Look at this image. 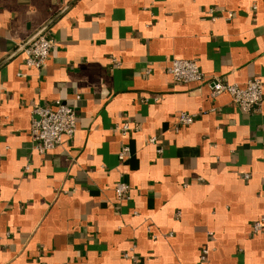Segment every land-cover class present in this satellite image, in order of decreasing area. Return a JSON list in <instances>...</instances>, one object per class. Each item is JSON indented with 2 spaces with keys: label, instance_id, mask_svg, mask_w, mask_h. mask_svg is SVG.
I'll return each mask as SVG.
<instances>
[{
  "label": "crops",
  "instance_id": "1",
  "mask_svg": "<svg viewBox=\"0 0 264 264\" xmlns=\"http://www.w3.org/2000/svg\"><path fill=\"white\" fill-rule=\"evenodd\" d=\"M43 30L55 44L27 67ZM172 59L264 85V0H0V264H264V100L175 83ZM56 101L76 132L40 154L32 108Z\"/></svg>",
  "mask_w": 264,
  "mask_h": 264
},
{
  "label": "built area",
  "instance_id": "2",
  "mask_svg": "<svg viewBox=\"0 0 264 264\" xmlns=\"http://www.w3.org/2000/svg\"><path fill=\"white\" fill-rule=\"evenodd\" d=\"M232 13H228V19ZM54 40L45 30L21 43L19 47L25 54V64L27 67L36 69L44 67L50 52L54 46ZM167 72L173 82L184 84H205L210 89V96L215 97L221 93H227L231 101L244 113L259 111L264 100V85L259 78H249L244 84L238 85L228 83L218 75H206L203 73L197 62L191 59H172ZM195 115L186 111H179L176 114V125H190L193 123ZM123 133L129 129V123H124L120 127ZM135 131L139 127H134ZM76 132L75 110L61 101H56L53 107L35 105L32 108L30 139L33 149L40 153H46L55 149L64 137L72 138ZM155 137H151L149 142L154 143ZM160 151V150H159ZM129 155V148L123 146L118 152V159L123 161ZM245 178L248 175L245 174ZM129 185L119 182L115 186V193L118 198L129 196ZM252 231L260 233L264 231V218H260L252 223ZM207 249L202 250L201 259L205 260ZM125 256L135 262V257L128 253Z\"/></svg>",
  "mask_w": 264,
  "mask_h": 264
}]
</instances>
